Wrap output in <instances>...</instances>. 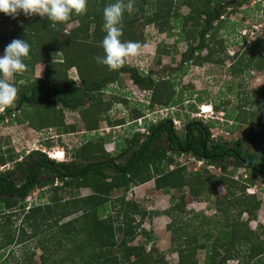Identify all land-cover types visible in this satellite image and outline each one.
Returning <instances> with one entry per match:
<instances>
[{
  "label": "trees",
  "instance_id": "trees-1",
  "mask_svg": "<svg viewBox=\"0 0 264 264\" xmlns=\"http://www.w3.org/2000/svg\"><path fill=\"white\" fill-rule=\"evenodd\" d=\"M226 1L135 0L134 11L124 14L121 39L146 43L147 27L170 35L181 28L180 39L188 42L184 63L224 64L225 46L217 36L224 28V4L240 7L249 0ZM111 3L115 0H88L86 14L73 13L66 23L23 13L14 19L1 13L2 22H13L15 27L10 33L0 29V52L13 39H21L30 45V53L24 60L28 70L11 81L19 90L16 105L0 111V124L15 120L36 131L55 129L58 135H70L77 132L79 123H66L67 110L79 114V128L83 127L90 138L70 163L57 162L39 149L20 156L11 149L3 150L0 139V166L12 164V168L0 171V252H12L10 248L18 246L22 253L13 252L21 257L16 264H35L36 250L41 251L38 264H169L155 249L147 252L145 245H133L138 236L151 240L153 235L142 227L147 211L127 195L134 186L153 181L157 190L171 196L172 206L163 214L172 219L167 229L178 264H199L197 253L205 248L203 264H227L230 260L253 264L255 257L264 254V240L258 233L263 227L254 231L249 222L257 218L262 201L247 192L258 178L264 180V152H251L245 145L264 142V135H252L251 131L233 143L214 142L208 125L191 121L178 131L171 120L146 125L145 133L136 132L134 120L143 116L142 111L130 110L128 97L112 95L106 99L104 93L110 85L119 84L122 75H129L139 89L152 91V107L178 105L182 98L175 97V86L164 77L145 76L127 62L117 71L96 62V56L105 55L103 10ZM183 7L189 8L187 15L180 14ZM205 49L208 54L196 59L195 54ZM157 52L161 54V48ZM223 54L222 59L219 56ZM39 64L45 65L41 77L35 75ZM229 68L235 77L252 70L264 72V39L247 45ZM72 70H76L79 83L70 76ZM246 97L239 110L235 109L239 111L235 123L264 130V87L251 89ZM119 105L126 112L116 107ZM220 106L215 109L221 110ZM114 109V113L123 112V117L112 115ZM224 112L230 119L228 109ZM103 122L121 126L116 131L118 142L122 139L116 155L106 148L110 135L91 134L98 132ZM184 154L204 162L205 167L189 171L176 161ZM230 168L233 171L229 172ZM214 169L221 171L220 175ZM237 169H243L247 177H234ZM219 185L225 189L223 196ZM38 189H50L51 196L44 203L28 205V198ZM81 189L91 193L83 196ZM173 191L183 196L177 199ZM116 192L121 195L115 196ZM188 198L208 202L216 209V216L192 212L193 217L184 222L182 216L191 214ZM244 214L247 220H243ZM29 243L35 244L30 254L23 252Z\"/></svg>",
  "mask_w": 264,
  "mask_h": 264
},
{
  "label": "rangeland",
  "instance_id": "rangeland-1",
  "mask_svg": "<svg viewBox=\"0 0 264 264\" xmlns=\"http://www.w3.org/2000/svg\"><path fill=\"white\" fill-rule=\"evenodd\" d=\"M228 3L231 0H227ZM226 1V3H227ZM227 3V4H228ZM226 11L223 14L224 28L218 33L219 40H223L225 46V58L224 64L204 63L194 64L193 62L184 63V53L187 50L188 42L183 39L181 40V28H176L172 32V35L168 33L160 34L153 26L147 27L145 30L146 43L148 47L142 49L140 55L135 57H129L127 64L132 67L139 69L143 75L150 74L154 79L165 78L170 81L171 85H174L176 92V98H182V103L178 105H170L168 108H174L175 115L180 120L182 129L186 122L198 121L204 125H208L211 133V140L214 142L217 140L228 141L233 143L241 138H246L252 135H264V130L260 128L251 129L249 126L241 123H235V117L239 112L238 108L246 100L247 92L251 89L258 87H264V72L253 71L243 74L242 76H232L229 72V67L235 63L242 53L245 52L247 45L257 38L264 39V0H249L243 6H231L224 4ZM190 12L188 7H183L180 10L181 15H187ZM3 14L0 13V29L1 31L10 33L15 27L13 22H2ZM75 23L68 26V30L75 27ZM181 31V32H180ZM247 34L246 38L244 35ZM245 38V39H244ZM213 41V40H212ZM211 42V41H210ZM215 42V41H214ZM213 42H211L212 44ZM217 43V42H216ZM158 48H161L162 52L159 54ZM167 51V54H163ZM208 50L197 52L195 54L196 59L200 60L208 54ZM234 55L233 58L231 55ZM4 55V52H0V57ZM219 56L222 59L225 57ZM239 56V57H238ZM54 59L57 60L58 56L54 55ZM184 67V69H182ZM36 76L41 77L44 75L45 65L39 64L36 67ZM70 76L76 82H80L79 76L76 70L70 72ZM14 80V79H13ZM12 80V81H13ZM119 84L110 85L105 93L106 99L112 97H128L132 102L130 110L140 109L143 113V103L140 99L145 100L148 94L145 92L139 93L138 88L132 83L129 75H122ZM122 86L126 87L124 90ZM143 91V90H141ZM144 92V91H143ZM222 107L221 110H216L215 106ZM125 108L122 105L116 106ZM160 106H158L159 108ZM167 106H162L164 108ZM193 108V109H192ZM238 110H235V109ZM202 109L206 112H202ZM228 109L231 116L230 119H226L224 110ZM126 112V109L124 110ZM115 109L111 114L116 117H123V112L114 113ZM166 113V112H165ZM164 113V114H165ZM65 121L67 124L79 123L80 116L77 112L65 111ZM160 114V112H158ZM119 119V118H116ZM77 132L73 134H57L55 129H47L46 131H36L31 128L27 123H18L15 120L4 122L0 124V139H2L3 150L11 149L20 156H27L28 153L42 151L46 153H54L55 151H62L63 149L67 152V157L64 158L63 162H72L74 160L75 152L80 146L88 140L90 136L85 133L84 128H79ZM105 124L102 128L106 127ZM180 128V126H178ZM95 135V134H94ZM92 136V135H91ZM52 137V138H51ZM120 138V137H119ZM116 138V134L113 139H110L106 143L107 150L116 155L120 143ZM49 140L48 143L43 141ZM219 140V141H220ZM247 150L254 153L264 152V142H260L254 145H245ZM72 149V150H69ZM21 159V158H20ZM60 162L59 160H55ZM62 161V160H61ZM176 161L179 164L188 167L189 171H196L200 167H205V163L194 158L191 155L184 154L176 157ZM12 168V164L9 166H0V171H6ZM214 173L220 175L221 171L218 169L212 170ZM233 171V168L229 169V172ZM234 177L237 179H245L246 173L243 169H237ZM251 189L256 194L259 200L262 201V207L255 220L249 222V227L258 231L260 227L263 229L259 230L261 239L264 240V180L258 178ZM219 193L223 196L226 194L223 186L219 185ZM73 193V192H72ZM81 195H89L91 193L88 189H81ZM173 195H176L177 199L183 196L182 192L173 191ZM248 194V192H247ZM115 196L121 195V192L114 193ZM51 196L50 189L35 190L34 193L28 198L27 204L33 203H44V201ZM128 200L136 201L141 207L147 211V216L142 222V227L152 233L153 239L148 240L143 236H138L134 241L133 245H145L147 252L155 249L158 254H162L165 261L169 264H178L179 256L176 251L172 250L171 245V232L167 229L171 223V218L164 211L168 210L172 206L171 196L164 193L162 190L155 188L154 182H148L143 185L134 186L127 195ZM47 201V200H46ZM177 200L176 202H178ZM187 211L191 212L190 215L182 216V220L187 222V219L193 217V213L196 215H205L206 217L216 216V209L210 206L208 202L197 201L192 198H188ZM214 203V200H211ZM193 212V213H192ZM160 213V214H158ZM248 215H243V220H247ZM184 225L183 223H181ZM208 230H211L210 228ZM212 242H208V246H211ZM35 244L29 243L28 246L23 250L28 254L33 253ZM12 252L2 251L0 252V264L8 261V264H16V259L20 260L18 254L22 253L18 246L14 247ZM243 251V250H242ZM41 251L36 250L33 256V263L38 264L40 260ZM27 257V255H25ZM207 256V249L199 250L197 253V260L199 264H203ZM29 257V256H28ZM25 260V257H24ZM24 264V262H21ZM26 264H31L27 261ZM227 264H236L235 260H230Z\"/></svg>",
  "mask_w": 264,
  "mask_h": 264
},
{
  "label": "clouds",
  "instance_id": "clouds-1",
  "mask_svg": "<svg viewBox=\"0 0 264 264\" xmlns=\"http://www.w3.org/2000/svg\"><path fill=\"white\" fill-rule=\"evenodd\" d=\"M134 4L135 0H115V3L108 4L103 10L106 35L102 40V48L105 55H98L95 59L98 64L106 65L110 71L121 69L129 57L140 55L141 50L148 47L147 43H141L139 41H122L121 39L123 36L124 14L125 12L132 13L134 11ZM87 5L88 0H0V13L14 19L23 13L26 17L38 15L41 18L46 17L53 23H66L70 21L73 13L76 15L86 14ZM244 36L246 38L248 37L247 34ZM29 53L30 45L26 40L13 39L6 46L4 55L0 57V111L13 108L16 105L19 90L11 81L16 74L28 70L24 60L29 58ZM231 56L233 57L234 55L232 54ZM143 91H149L151 93V108L154 109L155 106L152 107V91ZM161 107L162 106H160V108ZM168 107L169 106L165 108ZM254 107L256 108L255 105ZM202 112L206 111L202 109ZM165 120H171L173 122L172 119ZM102 127H100L98 132H93L91 134L100 133ZM176 129L180 131L182 127ZM109 135L110 138L114 136L112 132L105 134V136ZM58 153L63 157V160L60 162H63L64 158L67 157L65 149L48 154L50 158L57 160L56 156Z\"/></svg>",
  "mask_w": 264,
  "mask_h": 264
},
{
  "label": "built area",
  "instance_id": "built-area-1",
  "mask_svg": "<svg viewBox=\"0 0 264 264\" xmlns=\"http://www.w3.org/2000/svg\"><path fill=\"white\" fill-rule=\"evenodd\" d=\"M138 90H139V93L142 92L145 94L146 92L148 94V97L145 100L139 98V101L143 103L142 105L145 110L143 111V116H141L137 120H134V126H135L136 132L145 133L147 131L146 125H149L151 123H158L159 121L165 120V119H172L176 128H178V126L181 127L180 120L177 119V117L175 116V112L173 111L174 108L170 107V108L164 109V108H160V107L158 108V106H155V108L152 109L151 108V93L149 91L143 92L139 88ZM158 112H160V114H158ZM120 127L121 126L119 127L118 126L117 127L106 126L100 130V133L102 135H105V134H109L110 132H112V134L115 135L116 131ZM248 191L250 194H254V192L251 189H249ZM235 262L237 264V261Z\"/></svg>",
  "mask_w": 264,
  "mask_h": 264
},
{
  "label": "flooded vegetation",
  "instance_id": "flooded-vegetation-1",
  "mask_svg": "<svg viewBox=\"0 0 264 264\" xmlns=\"http://www.w3.org/2000/svg\"><path fill=\"white\" fill-rule=\"evenodd\" d=\"M242 257V256H241ZM244 258V257H242ZM237 264L239 263V260H236ZM253 264H264V254H260L259 256L255 257L253 259Z\"/></svg>",
  "mask_w": 264,
  "mask_h": 264
},
{
  "label": "bare ground",
  "instance_id": "bare-ground-1",
  "mask_svg": "<svg viewBox=\"0 0 264 264\" xmlns=\"http://www.w3.org/2000/svg\"><path fill=\"white\" fill-rule=\"evenodd\" d=\"M56 159L61 161V160H63V157L60 155V153H58V155L56 156Z\"/></svg>",
  "mask_w": 264,
  "mask_h": 264
},
{
  "label": "crops",
  "instance_id": "crops-1",
  "mask_svg": "<svg viewBox=\"0 0 264 264\" xmlns=\"http://www.w3.org/2000/svg\"><path fill=\"white\" fill-rule=\"evenodd\" d=\"M104 124H107V123H106V122H103L102 125H101V127H102ZM91 133H92V132H91ZM111 139H113V137H111Z\"/></svg>",
  "mask_w": 264,
  "mask_h": 264
}]
</instances>
